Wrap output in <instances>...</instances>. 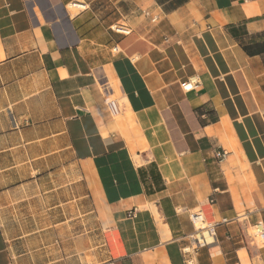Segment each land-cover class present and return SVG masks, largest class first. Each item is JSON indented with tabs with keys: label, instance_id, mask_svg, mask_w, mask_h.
Returning a JSON list of instances; mask_svg holds the SVG:
<instances>
[{
	"label": "crops",
	"instance_id": "obj_1",
	"mask_svg": "<svg viewBox=\"0 0 264 264\" xmlns=\"http://www.w3.org/2000/svg\"><path fill=\"white\" fill-rule=\"evenodd\" d=\"M259 227L264 0H0V264H264Z\"/></svg>",
	"mask_w": 264,
	"mask_h": 264
},
{
	"label": "built area",
	"instance_id": "obj_2",
	"mask_svg": "<svg viewBox=\"0 0 264 264\" xmlns=\"http://www.w3.org/2000/svg\"><path fill=\"white\" fill-rule=\"evenodd\" d=\"M114 29L117 32H122V33L126 32V30L123 29V28L115 27ZM195 84H196V82L194 80H190V81H188L187 83H185L183 85V89L186 92H190V91H192L194 89ZM109 109H110V112H111V114L113 116H118L119 113H120L119 105H118V103L116 101H111L109 103ZM217 156H218V158L221 161H223L226 158L227 153L226 152H222V153L218 154ZM191 219H192V222L197 227L198 232L207 231L211 238H214L216 236L217 224H208V223H206L205 218H204V216H203V214L201 212L194 213L192 215ZM256 232L260 235L261 240L264 243V230L261 227H259V228H257ZM204 240H205V243H206V239H204Z\"/></svg>",
	"mask_w": 264,
	"mask_h": 264
},
{
	"label": "bare ground",
	"instance_id": "obj_3",
	"mask_svg": "<svg viewBox=\"0 0 264 264\" xmlns=\"http://www.w3.org/2000/svg\"><path fill=\"white\" fill-rule=\"evenodd\" d=\"M80 7H81V6H80V5H77V4H73V5H72V8H80ZM73 11H74V10H73ZM195 80H196V79H195ZM209 238H211V237H209ZM209 238H208V239H209Z\"/></svg>",
	"mask_w": 264,
	"mask_h": 264
}]
</instances>
